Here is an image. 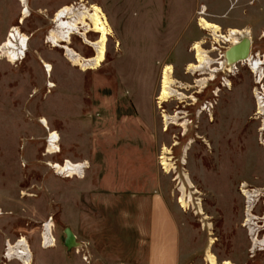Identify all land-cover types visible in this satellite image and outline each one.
I'll list each match as a JSON object with an SVG mask.
<instances>
[{
  "label": "rangeland",
  "instance_id": "rangeland-1",
  "mask_svg": "<svg viewBox=\"0 0 264 264\" xmlns=\"http://www.w3.org/2000/svg\"><path fill=\"white\" fill-rule=\"evenodd\" d=\"M25 2L21 24L20 0H0V47L13 27L29 38L23 60L0 59V264H19L3 253L5 241L13 245L21 237L31 264H142L150 191L177 224L178 264H209V254L216 264H264V115L257 116L259 102L264 113V0ZM91 5L105 15L111 36L101 67L81 71L47 37L60 8L79 16ZM201 16L223 36L230 29L249 32L251 60L263 62L258 84L249 63L230 73L220 69L229 44L202 30ZM86 36L95 41L98 34ZM196 42L210 62L192 69ZM70 48L94 55L78 35ZM42 62L52 67L50 77ZM166 66L181 95L158 105ZM41 119L58 134L55 155H46ZM97 149L120 158L129 150L130 191L117 170L110 178L95 168ZM65 160L86 162L83 177L64 178L46 165ZM242 186L254 196L246 224ZM49 221L55 243L44 249L42 225ZM66 228L78 245L70 250L63 245Z\"/></svg>",
  "mask_w": 264,
  "mask_h": 264
},
{
  "label": "bare ground",
  "instance_id": "bare-ground-1",
  "mask_svg": "<svg viewBox=\"0 0 264 264\" xmlns=\"http://www.w3.org/2000/svg\"><path fill=\"white\" fill-rule=\"evenodd\" d=\"M20 3L23 9L20 18V23L22 24L23 21L28 17V9L25 0H20ZM63 7L62 9L60 8V10L57 11L56 14L54 15L53 23L56 26L54 27V29L49 31L47 42L53 44L52 45L53 47H60L65 52L64 56L66 57V60L72 66L79 67L81 71L97 70L98 68L101 67L102 63L105 61L106 45L108 38L111 36V29L108 25L105 15L100 10V8L94 5L90 6L89 11H85L81 13L79 12V16L78 14L77 15L74 14L72 7L69 8L68 6H63ZM68 16L71 17L68 18ZM198 26L202 30L212 32L214 37L219 38L220 40H224V42L229 44V47L239 44V42L241 41L239 39L242 38L249 39L248 36L249 32L244 30L241 31V30L230 29L227 30V35L223 36V34H221L220 32V27L218 25L208 22L202 16L198 19ZM90 31L98 34V37L95 41H90L87 39L86 35ZM75 35L80 36L83 41V44L93 49L94 55L92 57L84 58L80 56L76 51L70 48L71 36H75ZM28 41L29 38L25 34L21 33L18 28L13 27L8 32L5 41L0 47V59H6L7 62L10 63L23 60L25 58L26 52L28 51ZM191 50L194 52L195 55V63L189 64L188 68L199 69L202 68L205 64L208 65L210 60L207 54L201 48L200 42L194 43L192 45ZM262 58L264 59V57ZM261 61H262L261 58H259L258 60L252 62L251 54H249L247 59L242 62V64L249 63L252 73H254L255 75L258 74L259 78L257 79V82H255V84H258L260 78H262L261 76H263V73L262 75L259 74V72L262 71L261 67L263 65V62ZM42 64H43V68L45 69L44 72H46L48 74L47 76L50 77L52 67L45 62H42ZM218 65L220 66L221 70L227 73H230L233 67L235 66V65H228L226 63L224 54L222 55ZM172 73L173 72L170 66H166L162 71L159 96L157 99L158 105L167 102L168 99L172 97L173 93H176L177 95H181L172 88V84L174 82L171 78ZM210 76L211 77L208 79V81H213L214 76L213 75ZM52 86L53 85L50 84L49 82V87ZM255 93H256V89L254 90V94ZM257 114H258L257 116L264 115L261 102L257 104ZM162 118H164V124L165 127H167L166 124L167 117L163 115ZM40 125H42V127L47 129V135L49 138V144H47L46 147V155L59 153L60 149L56 144V141L59 140L58 134L55 131H50L48 129L46 120L41 119ZM260 130H263V128ZM163 150H165L166 152L168 151L166 148H164ZM159 160L161 161L160 163L161 166L167 165L163 157H160ZM184 162H185L184 158H182V164H184ZM46 165L51 170H56L57 175H62L64 178H69V179L73 177L82 178L84 170L87 168L86 162L73 163L70 162L69 160H65V162L62 164L49 162ZM184 179L186 183L190 187H192V184L186 175H184ZM180 192H181V196L178 198V203L180 205H183L186 202V200H184V193L182 188H180ZM241 193L246 199V207H245V224H246L250 222L253 218L252 197L254 196L245 190V186H242ZM187 198H188L187 202L189 203L190 196H188ZM199 213L202 214V211L200 210ZM41 237H42V246L44 249H51L54 247L55 240L52 237L51 222L45 223V228L44 230H42ZM8 245L10 246L9 251L6 257H4L5 259L8 260V262L16 261L19 264H31L32 255L28 242L26 241L25 238L21 237V239L15 246H12L10 243H8ZM209 262H210L209 264H216V259L212 254H209ZM222 264H231V262L225 260L222 262Z\"/></svg>",
  "mask_w": 264,
  "mask_h": 264
},
{
  "label": "crops",
  "instance_id": "crops-1",
  "mask_svg": "<svg viewBox=\"0 0 264 264\" xmlns=\"http://www.w3.org/2000/svg\"><path fill=\"white\" fill-rule=\"evenodd\" d=\"M124 147L129 149V145H124ZM127 149L125 152H122L124 153L123 158L119 157V152L115 153L114 151H110V154H105L103 149H97L95 158L96 163L94 166L98 171H101V175L110 178H112L113 172L117 170L116 175H120L123 179L126 178L123 185L128 192L130 191L128 187L134 185L128 180L131 171L127 164L130 158L128 155H125L129 152ZM118 161L120 164H116ZM148 193L147 228L145 230L146 255L142 264H178L179 233L177 224L163 198L155 191H150Z\"/></svg>",
  "mask_w": 264,
  "mask_h": 264
},
{
  "label": "water",
  "instance_id": "water-1",
  "mask_svg": "<svg viewBox=\"0 0 264 264\" xmlns=\"http://www.w3.org/2000/svg\"><path fill=\"white\" fill-rule=\"evenodd\" d=\"M251 41L247 38H242L239 44L231 46L224 52V58L228 65H236L245 61L250 54ZM63 245L67 250L78 246L75 242V236L69 228L64 230Z\"/></svg>",
  "mask_w": 264,
  "mask_h": 264
},
{
  "label": "built area",
  "instance_id": "built-area-1",
  "mask_svg": "<svg viewBox=\"0 0 264 264\" xmlns=\"http://www.w3.org/2000/svg\"><path fill=\"white\" fill-rule=\"evenodd\" d=\"M239 40H241V39H239ZM242 63V62H241ZM240 63V64H241ZM235 67V66H234ZM233 67V68H234ZM58 143V141H56V144ZM47 144H49V138H48V136H47ZM65 162V161H64ZM63 162V163H64ZM54 173H56V170H52ZM59 176H62V175H59ZM50 222V221H49ZM42 228H43V230H44V228H45V224H43L42 225ZM20 240V239H19ZM19 240L15 243V244H13L12 246H15L18 242H19ZM8 243H9V241H5V243H4V253H3V257H6V255H7V253H8V251H9V245H8ZM5 259V258H4ZM7 260V259H6Z\"/></svg>",
  "mask_w": 264,
  "mask_h": 264
}]
</instances>
